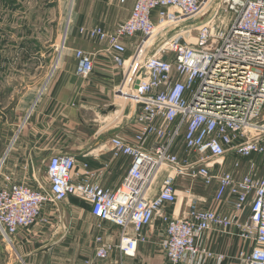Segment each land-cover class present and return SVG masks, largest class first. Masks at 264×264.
Wrapping results in <instances>:
<instances>
[{
	"label": "built area",
	"instance_id": "built-area-1",
	"mask_svg": "<svg viewBox=\"0 0 264 264\" xmlns=\"http://www.w3.org/2000/svg\"><path fill=\"white\" fill-rule=\"evenodd\" d=\"M204 10L209 18L188 43L191 30L177 29L178 17L197 18ZM223 13L229 20L217 24ZM89 36L108 44L122 73L121 117L124 107L133 108L124 117L135 130L109 141L113 159L128 160L126 173L111 190L95 173H75L73 156L54 155L45 168L46 190L41 182L15 183L0 171L2 235L9 240L32 227L46 203L76 197L89 204L93 217L120 230L116 245L96 238V260H106L113 248L133 257L137 245L148 242L144 231L159 223L164 264H223L224 255L203 245L208 232L232 233L246 244L229 257L231 263L264 264V172H256L264 160V0H133L124 21ZM129 47L134 52L126 57ZM73 56L75 74L88 78L91 54L77 49ZM229 155L249 159L242 177L237 163L223 170ZM163 170L168 172L155 189ZM180 178L206 187L216 183L213 201L232 213L198 208L191 198L174 216Z\"/></svg>",
	"mask_w": 264,
	"mask_h": 264
},
{
	"label": "crops",
	"instance_id": "crops-1",
	"mask_svg": "<svg viewBox=\"0 0 264 264\" xmlns=\"http://www.w3.org/2000/svg\"><path fill=\"white\" fill-rule=\"evenodd\" d=\"M56 2L60 23L67 17L62 28L65 42L59 51V58L50 62L41 85L37 79L17 97L13 125L19 129V134L1 172L15 183L33 187L36 182H41L42 170H45L50 157L71 155L75 159V173H95L97 182L115 190L129 163L125 158L113 159L109 141L114 136L125 137L135 130V126L127 127L132 122L124 117L132 113L133 108L124 107V116H120L124 105L119 92L122 73L112 62L108 44L91 38L89 34L93 29L109 32L117 23L124 21L133 0L124 4L119 0ZM5 3H8L6 8ZM54 3L49 0H0V11L3 8L4 12L0 13V24L11 20L19 28L20 19L45 14L50 6H55ZM21 8L23 11H19ZM32 44L40 48V45ZM77 49L90 53L93 59V72L86 79L75 74L73 52ZM132 53L133 48L129 47L126 57ZM111 105L119 107L118 113L105 115L103 112ZM117 117L120 119H114ZM226 165L223 170L231 167ZM211 186L215 188V183ZM192 190V186H188L182 191L184 201L177 203L172 212L174 216H181L191 198L198 208H209L226 215L232 213L229 205L217 204L212 197L195 195ZM248 214L249 210H245L240 215V221H245ZM234 231L231 229V232ZM144 233L148 242L139 243L133 257L124 256L113 248L106 260H96V238L102 237L106 243L116 245L120 230L93 217L85 201L69 197L58 204L46 203L37 222L13 236L12 244L22 264H79L85 261L89 264H164L165 258L160 249L161 226L156 223ZM203 245L224 255L226 260L223 264H235L229 257L235 254L238 247L246 246L228 232L206 233Z\"/></svg>",
	"mask_w": 264,
	"mask_h": 264
},
{
	"label": "rangeland",
	"instance_id": "rangeland-1",
	"mask_svg": "<svg viewBox=\"0 0 264 264\" xmlns=\"http://www.w3.org/2000/svg\"><path fill=\"white\" fill-rule=\"evenodd\" d=\"M49 1H55V6H50L47 13H43L42 15L38 13V15L32 19H20V24L18 23L19 28H16L11 20L10 22L6 21L3 24H0V67H2L0 68V171H2V168L8 161L7 157L11 150L10 148L8 151L10 143L13 142L15 137H18L19 134V129L13 125L14 110L17 106V101L19 100L17 97L21 95L26 86L32 84L33 81L38 79L40 80L41 85L50 68V62L59 58V51L63 47V42H65L62 28L64 20L65 23L67 22V17H65L63 21L61 19L60 23V18L56 12L57 2L56 0ZM20 6L22 7L21 4ZM6 7H8V3L4 4V8ZM67 9L68 4L66 5V12ZM19 11H23V8L19 9ZM1 12L4 14L3 8L0 13ZM208 18L209 12L207 10H204L202 15L193 19L184 20L179 16L178 19L181 24L177 29L179 28L182 30L189 28L191 32L189 38L187 37V41L188 43L195 42L197 36L196 28ZM228 20L229 16H225L223 13L219 16L217 22L223 21L225 23ZM217 24H219V22ZM171 34L172 32L169 31L167 35L169 36ZM32 42L36 45H40V48H36ZM40 92H42V90H40ZM114 119L118 120L120 118L117 117ZM7 151L8 153L6 155ZM5 155L6 158L1 165L2 159H4ZM226 163L229 166L237 163L236 175L240 178L247 172L249 159L229 155L226 158L224 165ZM228 165H226V167H229ZM230 168H225V170H229ZM256 168L257 174L262 175L264 172L263 159L260 158L257 161ZM167 172L168 171L163 170L160 173L154 185L155 189L159 186ZM41 175V185L47 190L49 188V180L46 177L45 170H42ZM188 186H192V191L195 195H202L209 199L213 197L215 191V188H212V186L206 187L201 185L198 181L180 178L177 181L179 203L184 201L182 191ZM245 210L248 211V207H246ZM0 264H22L14 251L12 238L7 240L1 232Z\"/></svg>",
	"mask_w": 264,
	"mask_h": 264
},
{
	"label": "water",
	"instance_id": "water-1",
	"mask_svg": "<svg viewBox=\"0 0 264 264\" xmlns=\"http://www.w3.org/2000/svg\"><path fill=\"white\" fill-rule=\"evenodd\" d=\"M117 109H118V108H117L116 106L111 105V106H109V107H108L103 113H104L105 115H109L110 113L115 112Z\"/></svg>",
	"mask_w": 264,
	"mask_h": 264
},
{
	"label": "bare ground",
	"instance_id": "bare-ground-1",
	"mask_svg": "<svg viewBox=\"0 0 264 264\" xmlns=\"http://www.w3.org/2000/svg\"><path fill=\"white\" fill-rule=\"evenodd\" d=\"M118 110H119V107H118V109H117L114 113H118ZM114 113H113V114H114Z\"/></svg>",
	"mask_w": 264,
	"mask_h": 264
}]
</instances>
